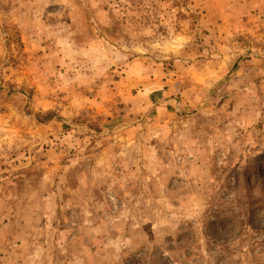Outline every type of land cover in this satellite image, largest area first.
Segmentation results:
<instances>
[{"label": "rangeland", "instance_id": "1", "mask_svg": "<svg viewBox=\"0 0 264 264\" xmlns=\"http://www.w3.org/2000/svg\"><path fill=\"white\" fill-rule=\"evenodd\" d=\"M0 264H264V0H0Z\"/></svg>", "mask_w": 264, "mask_h": 264}]
</instances>
